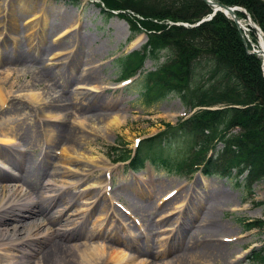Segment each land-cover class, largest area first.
I'll use <instances>...</instances> for the list:
<instances>
[{
	"label": "rangeland",
	"instance_id": "374dc122",
	"mask_svg": "<svg viewBox=\"0 0 264 264\" xmlns=\"http://www.w3.org/2000/svg\"><path fill=\"white\" fill-rule=\"evenodd\" d=\"M96 3L93 0H35L33 4L35 6L21 15L18 9H12L17 16L15 18L19 20L17 30L2 33L0 29V74L10 70L11 79L13 78L12 80L16 83V86H19L27 81L31 82L32 79L35 80L34 75L41 69H53L54 71L62 69L66 71V74L60 76V80L57 81L52 78L40 79L36 84L37 86L35 85V90L42 94L47 101L51 100L52 94L54 97L61 94L62 91L65 95L63 96L64 100L68 101L65 114L69 113L71 116L76 117L83 112L85 114L83 118L88 119L83 123V134L88 139L86 143L82 142L81 144L83 156L85 157L82 164L92 169L91 175H88L87 178H103V167H110L108 178L106 177L107 188L103 190L104 193L102 194L103 199L97 198L92 203L91 208L94 212L90 215V218L86 219L85 214V219L81 220L82 222L75 229L66 234V239L70 240L69 244L75 245L82 242V237L88 231L90 220L93 221L99 214L105 213L107 219H110L113 222L112 224L115 225L114 227L110 224L111 227L109 229L112 230L117 238H120L130 247L128 251L134 253L132 248L140 244L142 247L144 246V249L148 246L149 251L155 252L156 243L164 241L162 239L165 238V232L172 228L170 225L174 221H177L173 225L174 231L175 228H179L180 222H182L179 229L187 226V235H191L196 229L206 230L204 228H209L208 224L211 221H209L206 213L211 209L213 211L212 218L214 219V234L217 236L210 239L202 234V239L198 242L199 244L214 243L215 246L221 245L223 248L222 256L213 257L211 255V257L206 259H197L196 263L201 264L202 261L208 260L209 264H257V261L252 259V254L260 253V255H264V244L262 242L264 233L256 229L244 231L242 223L264 222V207L255 205L257 202L264 201V181L253 184L250 193H246L247 191L243 189L241 184L236 182H240L241 179H235L234 176L229 178L218 175L208 177L201 175L199 171H191L185 174L182 171L170 169L168 165L163 166L158 162H151L147 158H144L142 167L131 172L127 169L128 162H116L112 148L117 151V154H120L123 150L132 151L143 140L162 132L165 125L174 128L172 133H177L176 125L189 121L193 112L188 113V111H185L176 97L167 98L150 109H143L138 101V95L134 88L135 83L126 87L118 84V73L113 67L114 60L121 55L138 50L145 43V36L141 33L131 37L126 23L122 20L123 18L120 19L117 16L104 18L100 12L101 7L97 8L95 6ZM12 5L14 7L18 6L16 0H0V28L6 25L7 20L11 18L10 7ZM54 7L65 10L68 15L65 18L50 17L48 19L46 28L50 26V29L44 42L38 47V54H33L35 51H31L30 48L25 46L26 36L39 29V24L32 28L41 19V13H37L38 10L44 8L46 11H51V8ZM236 8L245 12L243 8ZM128 16L132 18V16L125 14L126 18ZM75 18H78V26L68 32V34L60 36L61 30L68 23L73 22ZM236 18L246 28L242 34L245 35V41L250 44L249 48L251 50H247L250 53L252 49L255 50L257 45V35L246 27L244 15L241 14ZM73 34L84 40L90 46V50L96 51L92 64H89L90 61H85L78 54L68 69L71 60L69 52L73 54L75 51V48H72L73 50L69 48L70 44L68 43ZM136 38L139 39L137 44L133 42ZM252 38L255 40L253 44L251 42ZM52 42L55 44L51 45ZM17 48L19 49L17 50ZM56 50H60L59 55H55L56 53L54 52ZM256 57L261 61L259 56ZM161 61V59L156 62L146 60L142 66V73L153 72ZM97 68V73L94 76L89 77L90 79H83L82 72H86L87 69L94 70ZM260 75L261 77L263 75L261 66ZM136 77L137 75L133 76L130 82L134 81ZM17 89L18 87H15L12 93L13 96L19 94L17 97L20 99H15L10 108L4 109L6 112L2 111L4 112L2 117L4 116L3 118L14 121V119L19 120L27 115L28 119L24 121L22 128H19L14 122V133L18 136L23 133L30 134L35 141L36 147L27 146L18 137L15 142L17 145L19 142V146L16 144L9 146L16 153L20 152L21 156H17L18 161L23 158L29 164H40V166H45L46 169L50 170L53 167L51 164L58 163L63 142L55 143L56 146H49L46 149V146L43 145L42 136H40V133L42 135L44 119L40 114L34 113L29 103H27L26 97H24V92L20 94L16 92ZM77 92H81L83 94L82 97L72 100L71 94ZM72 102L76 106H72ZM84 105L87 107H84ZM69 121H71V118H69ZM68 123L64 124L67 129L69 128ZM192 124L188 122L183 126L184 131L176 136L178 138L176 143L180 139L188 140L196 137V135L194 136V134L190 133ZM237 131L238 129L234 128L231 133H236ZM78 146L76 145V147ZM178 147H180V144ZM183 147L181 145V148ZM221 147L220 143L216 145L218 150ZM179 149L173 148V152L170 154L171 158L168 156V162L171 166L176 165L190 152L187 153ZM174 153L182 155L176 156ZM55 166L58 167V165ZM12 170L14 171L7 170V173L5 172L8 177L4 179V182L1 183L0 181V183L6 187L22 186L26 192H29L32 187L22 182L23 176L27 181L35 182L38 179L39 183L43 182V184L51 179L46 176L43 178L36 175L33 177L26 176L24 168L22 170L12 166ZM10 176L17 178L16 182L7 181ZM201 177L207 183L205 186L200 182ZM46 186L48 187L49 185ZM76 190L75 192H79ZM98 190V186L83 190V192H86L83 197L85 199L82 200V196L75 200L73 198L68 205L70 206L69 210L72 208V213L76 217H80L78 205L82 201L91 202L89 198L93 197ZM70 192L68 195L61 196V202L50 209L51 211L47 213L49 218H56L51 217V215L55 214V211L59 208H62L60 206L63 203L65 204L67 200L72 199L71 196H74V192L72 190ZM167 196L168 198H166ZM109 203L111 204L109 205ZM77 211H79V214ZM172 211L174 213H171ZM175 212L177 213L175 214ZM72 213L70 214L71 217ZM109 214L115 219L109 217ZM42 219L39 218L36 221L41 222ZM33 220L24 221L22 223L24 226L22 227L18 225L20 226V232H24V227L31 224ZM12 224L13 221L9 218V220H4V224L0 227L11 230L13 228ZM146 224L150 225L151 228L147 227ZM44 227L49 226H43V229ZM51 227H49L51 230L60 228L57 223L51 225ZM145 228L150 229L147 236L144 234ZM210 228H212V225H210ZM52 236L55 238L54 235ZM51 240L54 239L46 240V242L42 240L41 244L45 246L47 241ZM61 240L63 241V239ZM100 241L104 242V245L115 246L108 239L101 238L99 239ZM165 241L167 244L164 254L154 255V253H151L147 255L146 252H143L144 254H140L139 257L143 260L146 259L148 264H195L183 255L184 246L180 243L179 233L177 235L174 232L169 234ZM36 247H26L34 252L31 255L33 257L30 264H33L37 258L41 257L38 247ZM134 255L137 257V254Z\"/></svg>",
	"mask_w": 264,
	"mask_h": 264
},
{
	"label": "trees",
	"instance_id": "16d2710c",
	"mask_svg": "<svg viewBox=\"0 0 264 264\" xmlns=\"http://www.w3.org/2000/svg\"><path fill=\"white\" fill-rule=\"evenodd\" d=\"M93 1L98 3L97 8L101 7L104 18H123L131 37L141 33L145 36L143 46L113 62L119 81L137 75L132 83L140 106L150 109L167 98L176 97L185 111L193 112L189 121L176 125L177 133L165 125L162 132L143 140L134 153L123 150L117 154L112 148L116 162L128 161L127 167L134 170L142 167L147 158L185 174L200 171L208 177L234 176L241 179L236 182L246 193H250L253 184L264 181L261 61L247 52L251 50L250 44L245 39L242 41L235 25L217 12L211 20L194 26L210 14L201 0ZM213 1L226 7L243 8L259 28L264 42V0ZM125 14L132 18H126ZM235 14L239 17L242 13ZM177 23L187 27L176 26ZM254 41L252 38V44ZM159 59L162 61L153 72L142 73L146 60ZM188 122L193 123L190 133L196 137L176 143V136L182 134ZM234 128L238 131L231 133ZM219 143L220 150L216 149ZM175 147L190 152L171 166L168 161ZM179 155L182 154L176 156ZM255 205L264 207V201ZM242 229L264 233V222L242 223ZM252 259L264 264V255L260 253H253Z\"/></svg>",
	"mask_w": 264,
	"mask_h": 264
},
{
	"label": "bare ground",
	"instance_id": "6f19581e",
	"mask_svg": "<svg viewBox=\"0 0 264 264\" xmlns=\"http://www.w3.org/2000/svg\"><path fill=\"white\" fill-rule=\"evenodd\" d=\"M16 3H18L17 7H14V5L10 7L11 18L7 20L8 22L6 25L0 28L2 33L9 31L12 32L13 30H17L19 27V20L18 18H15L17 16L15 15V11H12V9H18V12L20 11L21 15L24 12H27V10L31 7L35 6L33 5L35 0H16ZM37 13H41V19L33 25L32 28L39 24V29L38 31L26 36L25 44V46L30 48L31 51H35L33 54H38V47L44 42L46 34L50 29V26H48L49 28H46L48 19L50 17L65 18L68 15L65 10H60L55 7L51 8V11H46L44 8H41V10H38ZM30 19H32V17H30ZM77 26L78 18H75L73 22L68 23L61 30L60 36L68 34V32H71ZM138 41L139 39L136 38L133 42L137 44ZM68 43L70 44L68 45L71 50H73L72 48H75L73 54L69 52L71 60L68 69L70 68V64L74 60L75 56L78 54L85 61H90L89 64L93 63L92 60L95 59L96 51L93 52L90 50V46H88L84 40L73 34L71 35ZM258 43H260V38L258 39ZM54 44L55 43L52 42L51 45ZM18 49L19 48H17V50ZM59 51L60 50H56L54 52L56 53L55 55H59ZM97 70L98 68L94 70L87 69L86 72H82L83 79H90L89 77L94 76L95 73H97ZM9 71L0 74V181L2 183L5 181L4 179L8 177L6 174L7 170L14 171L12 170V166L18 167L22 170L24 168V174L26 176L33 177L36 175L41 176L42 178L46 176L51 179L49 182L43 184V182L39 183L38 179L35 182L27 181L23 176L22 182L27 183L30 187H32L29 192H26L25 189L23 190L22 186L19 185L18 187H6L0 183V226L4 224V220L6 219L9 220V218H11L13 221V228L11 230L0 227V264H30L31 258L33 257L31 255L34 252L26 247L33 246L38 247L36 248L39 250V254L41 255V257L37 258L33 264H148L147 260H143L139 257V255L144 254L143 252H146L147 255H150L151 253H154V255L164 254L167 244L165 240L168 238L169 234L173 232L176 235L179 233L180 243L184 246L182 252L183 255L188 257L189 260L195 264H199L196 263L197 259H206L207 257H211V255L213 257L222 256L221 252L223 248L221 245L215 246L214 243L199 244L198 242L202 239V234H204V237L210 239L215 236L213 228L214 219L212 218L213 211L211 209L206 213L207 217H209V221H211L208 224L209 228H204L206 230L196 229L191 233V235H187V226H184L183 229H179L182 222H180L179 228H175L174 231L173 225L177 223V221H174L170 225L172 228L170 230H166L165 238L162 239L164 241H158L156 243L157 247L155 252L149 251L148 246L144 249V246L142 247L140 244L135 245V248H132L134 253L128 251L130 247L120 238H117L112 230L109 229L111 227L110 224L113 222H111L110 219H107L105 213L99 214V216L93 221L90 220L88 231L82 237V242L76 243L75 245L69 244L70 240L68 241V239H66V234L75 229L82 222L81 220L85 219V214L86 219L88 217L90 218V215L94 212L91 208L92 203L97 200V198L103 199L102 194L104 193L103 190L107 188L106 177L108 178L110 167H103V178H87L88 175H91L92 169L82 164L85 157L83 156L81 144L82 142L86 143L88 139V137L83 134V123L88 119L83 118V115H85L83 112L77 116L75 115L76 117L71 116L69 113L65 114V112H67L65 109H67L68 101L64 100L65 98L63 96L65 95L62 91L61 94L54 97L52 94L50 98L51 100L47 101L42 94L35 90V85L40 79L52 78L57 81L60 80V76L66 74V71H63L62 69H57L55 71L53 69H41L34 75L35 80L32 79L31 82L27 81L19 86H16V83L12 80L13 78L11 79ZM15 87H18L16 92L20 94L24 92V97H26L27 103H29L34 113L40 114L44 119L41 136L46 149L49 146H56L55 143L58 144L63 142V146L60 149V157L57 161L58 163L51 164L53 167L50 170L46 169L45 166H40V164H29L24 161L23 158L18 161L17 156H21L19 154L20 152L18 151L16 153L15 150L9 146H14V144L17 145L15 142L17 137L27 146H35V141L32 139L30 134L23 133L18 136L14 133V122H16L19 128H22L25 123L24 121L28 119L26 117L27 115L23 118L21 117L22 119L19 120L14 119V121L7 120L6 118H3L4 116L2 117V114L6 112L5 110L13 105V101L15 99H20L17 97L19 94H17V96H13L12 90ZM71 95V99L76 100L79 97H82L83 94L81 92H77ZM71 105L76 106L73 102ZM84 107L87 106L84 105ZM3 110L4 112H2ZM69 118H71V121H69ZM67 123L69 126L68 129L64 126V124ZM76 145L79 146L76 147ZM17 146H19V142ZM55 165H58V167ZM16 180L17 178L13 176H10V178L7 179L9 182H16ZM200 182L204 186L207 184L203 177H201ZM46 185H49L50 187H47ZM94 186H98L99 190L93 197L89 198L91 202L82 201L81 204L78 205L77 208H80V214L78 213L79 211H77V213L81 216L76 217L72 213V208L69 210L68 205L75 197L80 198V196H82V200H84L85 198L83 197L86 195V192H83V190L92 189ZM70 190L74 192V196H71L72 199L67 200V203L65 204L63 201V204L60 206L62 208H59L55 211V214L51 215V217L56 218H49L47 213L51 211L50 209H52L56 204H59L61 202L60 197L68 195ZM75 190L79 192H75ZM71 213L72 217L70 216ZM171 213H174V211ZM176 213L177 212H175V214ZM63 216L65 217L62 218ZM39 218H43L41 222L36 221V219ZM32 219H34L33 222L24 227V232H20V226H24L22 223L26 220L31 221ZM55 223H57V226H60V228L51 230V225H54ZM112 225L115 227L114 224ZM146 225L151 228L150 225ZM210 225H212V228H210ZM43 226H49L51 228L44 227L43 229ZM149 230L150 229L148 228L144 229V234L146 236L148 235ZM49 234L50 236H48ZM52 235H54L55 238H53ZM63 235L64 237H62ZM101 238L112 241L115 246L111 247L104 245V242H99V239ZM50 239L54 240L47 241L45 246L44 244H41L42 240L46 242V240ZM61 239H63V241L65 240V242ZM195 246H197V248H195ZM134 254H137V257H135ZM207 262L208 260L205 262L202 261L201 264H209V262Z\"/></svg>",
	"mask_w": 264,
	"mask_h": 264
},
{
	"label": "water",
	"instance_id": "95a60500",
	"mask_svg": "<svg viewBox=\"0 0 264 264\" xmlns=\"http://www.w3.org/2000/svg\"><path fill=\"white\" fill-rule=\"evenodd\" d=\"M201 1L203 3H205V5L210 9L211 14L209 16H207L206 19L200 21L196 25L200 24L201 22L210 20L214 16L215 13L219 12L222 15H224L226 18H228L235 25L236 29L240 32V36H241L242 41H244V39L242 37L241 31H244L245 29L242 26L241 22L236 18L235 11H241L245 15V17L247 19L246 25L258 34V39L260 38V43L257 42V49L251 51V54H255L261 58V60H262L261 61V69H262V73H263L262 78L264 80V43H263L262 35H261L259 29L252 23V21L245 14L244 11H242L236 7H226V6H223L221 4H218L217 2H215L213 0H201ZM183 26H185V25H183Z\"/></svg>",
	"mask_w": 264,
	"mask_h": 264
}]
</instances>
